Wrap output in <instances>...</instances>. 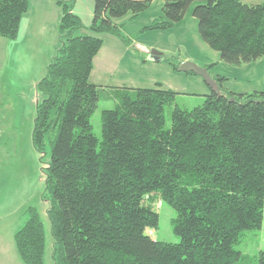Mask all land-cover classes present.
I'll use <instances>...</instances> for the list:
<instances>
[{
	"label": "trees",
	"instance_id": "trees-1",
	"mask_svg": "<svg viewBox=\"0 0 264 264\" xmlns=\"http://www.w3.org/2000/svg\"><path fill=\"white\" fill-rule=\"evenodd\" d=\"M91 35L71 6L59 1L60 47L36 85L32 134L46 180L43 201L54 240L53 264H264L237 249L264 222V91L236 94L225 77L194 110L166 109L177 93L124 88L118 106L102 114V138L92 124L101 87L90 82L94 59L112 35L129 45L115 21L137 18L154 0H94ZM146 30L167 31L189 9L202 40L234 67L264 57V5L240 0H163ZM29 0H0V38L16 40ZM174 70L181 64L168 60ZM214 64L204 66L209 72ZM194 74V73H188ZM159 197L177 213L180 243L154 240ZM24 264H46L44 222L34 207L16 233Z\"/></svg>",
	"mask_w": 264,
	"mask_h": 264
},
{
	"label": "rangeland",
	"instance_id": "rangeland-1",
	"mask_svg": "<svg viewBox=\"0 0 264 264\" xmlns=\"http://www.w3.org/2000/svg\"><path fill=\"white\" fill-rule=\"evenodd\" d=\"M145 22L146 20L142 16L141 20L139 18V20L133 21L125 30L131 33L130 41L133 42L131 46L133 54L150 57L153 50L163 54V63L157 69L152 70L150 74L153 76L157 73L160 76L164 75L166 88H173L177 93L175 105L166 109L167 128L171 126V115L176 106L184 110H194L204 104L206 97L203 89L197 83V81H203L202 83L206 84L203 78L196 74L174 70L168 60L177 64L192 62L202 68H204L203 63L214 64L210 68L211 76L220 74L225 77V89L236 94L264 91V57L248 64V67L243 70L223 62L219 53L212 50L202 40L196 19L194 22H192V18L189 19L187 32L179 28L167 31L146 30V27H143ZM193 24L196 25L195 29L192 27ZM89 35H91L90 31ZM48 36H50V42L53 45L50 51L49 49H45L46 53L33 51L34 54L26 55L25 59H23L21 51L15 59L11 56L13 47H18V43L2 40L7 55L4 56V61L0 60V227L2 228L5 222H12L16 229H21L27 221L28 208H36L46 230V264H53L54 240L51 234V223L47 216L48 203L42 198L46 188L43 169L47 167L51 154L49 150L44 158V163H42L41 156L34 148L32 141L39 98L35 84L32 85L31 82L34 80L38 82L46 76L47 66L52 63L60 47L57 31L54 33L48 31ZM140 47L147 48V52L140 50ZM126 63L127 65L123 67L126 71L120 69L114 79L107 80V87L101 90L100 101L92 117L94 133L99 139L102 138L103 112L113 110L118 106L120 91L137 84L135 82L138 74H136L137 69L134 68L135 64L127 61ZM170 68L173 69L174 74L167 75L165 69ZM207 87L206 91L210 93L211 88L208 85ZM154 206L159 216L158 227L148 229V234L156 241L170 244L180 243V238L174 232L176 211L162 202L159 197L154 201ZM13 225L9 229L2 228L5 231V249L2 258L6 264H24L15 240L10 239L9 241V237L13 234L11 233ZM237 249L254 263V258L264 250V222L262 229L246 232Z\"/></svg>",
	"mask_w": 264,
	"mask_h": 264
},
{
	"label": "crops",
	"instance_id": "crops-1",
	"mask_svg": "<svg viewBox=\"0 0 264 264\" xmlns=\"http://www.w3.org/2000/svg\"><path fill=\"white\" fill-rule=\"evenodd\" d=\"M59 1L69 4L71 6L73 14L79 17L80 20L82 21L85 29L79 34L89 35V31L87 29L91 27L94 20V12H95L94 0H29V9L27 13L23 16V19L21 21L18 38L13 41L11 40L7 41V42L11 41L14 44L18 43V47L14 46L11 52V56H13L14 59L17 56H19L20 51L22 53L23 59H25L26 55L29 56L33 55L34 54L33 51L35 53H39V52L46 53L45 49H49L50 51L53 45L52 42H50V36H48V31H51L53 33L54 31H57L58 38L60 37L59 27L63 16V11H62V7L59 6L58 4ZM240 1L246 5H264V0H240ZM163 5H164L163 0H154L151 7L146 12L140 14L137 18L134 19L132 14H128L127 16L116 20L115 23L121 27L122 32L125 31L124 35L130 38L131 40V33L127 32V30L125 29H127V27L133 23V21H137L139 20V18L141 20L142 16H144V19L146 20V22L144 23L145 25H143V27L149 26L154 21V19L161 16ZM193 6L195 7L196 5ZM193 6L187 12L184 20L176 24L174 28H179L184 32L188 31L189 27H187V22L189 21V19L192 18V22H194V20L196 19L193 16V9H194ZM192 27L195 29L196 25L193 24ZM109 36L112 35L106 34L101 36V38L104 40V45L101 51L99 52V54L94 59V68L90 77V82L92 84L101 88L107 87L106 83H108L109 79H114L120 69L126 71L123 67L127 65L126 63L127 61L128 63L133 62L135 64L134 68L137 69L136 74H138V78L135 82L137 84L134 87H131L132 89H141V88L152 89V88L160 87L164 90L169 89L171 91H174L173 88H168V89L166 88L165 86L166 84L164 83L165 81L164 79L166 78L164 75L160 76L157 73L155 74V76H153L150 74L152 70L157 69L159 66H161V63H163L162 58L159 61H152L148 56H144V55L141 57L137 56L132 53L133 52L131 49L133 43L132 41L131 44L127 45L123 43L119 38L112 36L114 37L112 39ZM2 40H7V39L0 38V60H3L4 56L7 55L6 50L4 48V41ZM144 49L145 50H143V52H147V48ZM203 65L207 66L209 65V63L207 64L203 63ZM247 67L248 64L240 68L244 70V68ZM165 70H166L165 73L167 75H172V73L174 72L172 68ZM128 73H130V71H128ZM217 75L220 74H216L215 76ZM38 82L37 80H34L31 83L32 85L35 84L36 87ZM202 82L197 81V83L201 86V89H203L204 95L205 96L209 95L210 93H207L206 91V88H208L207 85ZM12 225H13L12 222H5L2 228L9 229ZM2 228L0 229V264H6L2 258L5 249L4 248L5 231ZM12 229L13 231L11 233L13 234H11V236L9 237V241L10 239L15 240V235L20 230V229H16L14 225Z\"/></svg>",
	"mask_w": 264,
	"mask_h": 264
},
{
	"label": "water",
	"instance_id": "water-1",
	"mask_svg": "<svg viewBox=\"0 0 264 264\" xmlns=\"http://www.w3.org/2000/svg\"><path fill=\"white\" fill-rule=\"evenodd\" d=\"M140 50H145V49L143 47H140ZM162 57H163V54L159 51L153 50L150 53V59L152 61H159ZM178 71L184 72V73H194V74L200 76L201 78H203V80L206 82V84L211 89L217 88V84H216L214 78L209 73V71L206 68H202L195 63H192V62L182 63L179 66ZM38 103H39V101L37 102V104Z\"/></svg>",
	"mask_w": 264,
	"mask_h": 264
}]
</instances>
